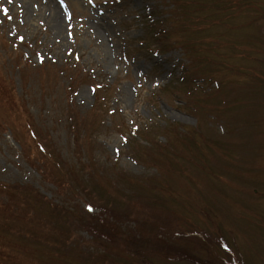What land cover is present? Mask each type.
Returning a JSON list of instances; mask_svg holds the SVG:
<instances>
[{"label":"rangeland","instance_id":"374dc122","mask_svg":"<svg viewBox=\"0 0 264 264\" xmlns=\"http://www.w3.org/2000/svg\"><path fill=\"white\" fill-rule=\"evenodd\" d=\"M0 264H264V0H0Z\"/></svg>","mask_w":264,"mask_h":264},{"label":"trees","instance_id":"16d2710c","mask_svg":"<svg viewBox=\"0 0 264 264\" xmlns=\"http://www.w3.org/2000/svg\"><path fill=\"white\" fill-rule=\"evenodd\" d=\"M105 224H106V227H107V229H108V231H109L110 234H114V232H116L115 230H112V229H113V226H111L110 224H107V223H105ZM111 232H112V233H111ZM125 238H126V237H125ZM129 239H130V238H129ZM129 239H128V240H129ZM130 240H131L133 243L136 242V240L134 239V237H131ZM129 243H130V241H129ZM135 244L146 247L145 243H143V242H137V243H135ZM130 246H131V245H130Z\"/></svg>","mask_w":264,"mask_h":264},{"label":"bare ground","instance_id":"6f19581e","mask_svg":"<svg viewBox=\"0 0 264 264\" xmlns=\"http://www.w3.org/2000/svg\"><path fill=\"white\" fill-rule=\"evenodd\" d=\"M54 8L56 9V12H54V14H52L53 15V19H54V22L55 21H58V23H59V14H60V12H59V10H60V6L58 5V4H56L55 6H54ZM59 26V25H58ZM104 27H106V26H104ZM107 28V27H106ZM107 30H108V28H107Z\"/></svg>","mask_w":264,"mask_h":264},{"label":"snow or ice","instance_id":"6c2138e0","mask_svg":"<svg viewBox=\"0 0 264 264\" xmlns=\"http://www.w3.org/2000/svg\"><path fill=\"white\" fill-rule=\"evenodd\" d=\"M9 2H11V0H9ZM5 13H7V9H4ZM10 18V17H9ZM86 208L89 212L93 211V208L91 205H86Z\"/></svg>","mask_w":264,"mask_h":264}]
</instances>
